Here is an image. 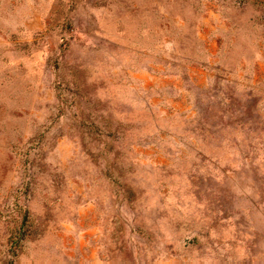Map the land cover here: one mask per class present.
<instances>
[{"label":"rangeland","instance_id":"374dc122","mask_svg":"<svg viewBox=\"0 0 264 264\" xmlns=\"http://www.w3.org/2000/svg\"><path fill=\"white\" fill-rule=\"evenodd\" d=\"M0 264H264V0H0Z\"/></svg>","mask_w":264,"mask_h":264}]
</instances>
